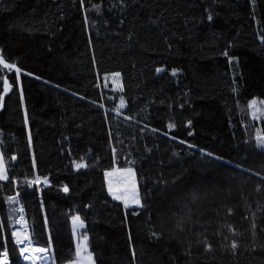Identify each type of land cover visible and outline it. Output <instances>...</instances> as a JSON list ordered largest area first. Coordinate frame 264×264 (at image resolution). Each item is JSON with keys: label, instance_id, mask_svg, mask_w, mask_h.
I'll use <instances>...</instances> for the list:
<instances>
[{"label": "trees", "instance_id": "trees-1", "mask_svg": "<svg viewBox=\"0 0 264 264\" xmlns=\"http://www.w3.org/2000/svg\"><path fill=\"white\" fill-rule=\"evenodd\" d=\"M0 59V257L23 214L50 264H264V0H0Z\"/></svg>", "mask_w": 264, "mask_h": 264}, {"label": "rangeland", "instance_id": "rangeland-1", "mask_svg": "<svg viewBox=\"0 0 264 264\" xmlns=\"http://www.w3.org/2000/svg\"><path fill=\"white\" fill-rule=\"evenodd\" d=\"M106 82L113 83V86L118 89L121 86V82L117 74L106 75ZM259 99H260L259 97H255L251 99L250 110L253 117H260L264 113L262 101ZM262 136L264 137V132L262 133ZM263 143H264V138H263ZM0 165H2L4 174L8 178L7 164L3 155L1 144H0ZM126 170H130V171H126ZM109 173H111V175H109ZM105 176H106L108 190L114 198H116V196H120L121 198L119 200H121L124 203V205L127 207H138L142 205V197L138 186V179L132 167L109 169L106 171ZM117 189H119V191H116ZM135 199H138L139 204H136L134 202ZM76 216L79 215H75L74 217ZM79 222L83 223L81 218ZM79 222H74V218H73V226L77 237L79 230L83 228V227H77ZM6 253L7 251H5L4 254ZM38 255L40 256L38 258H40L42 264H50V255L47 251L40 252L38 253ZM95 263L96 262L94 256L91 253V251L88 249L86 238L82 237L81 239H78V255L75 260L68 262L66 264H95Z\"/></svg>", "mask_w": 264, "mask_h": 264}, {"label": "built area", "instance_id": "built-area-1", "mask_svg": "<svg viewBox=\"0 0 264 264\" xmlns=\"http://www.w3.org/2000/svg\"><path fill=\"white\" fill-rule=\"evenodd\" d=\"M18 210L21 211L22 208L19 207ZM17 223H18V225L12 229L14 240L16 241V243L19 247V250L21 252L22 257L28 261V264H36L33 256L34 257H40L38 255V253H40V251H38V249H46V251H48V248L46 246L37 244L33 241L30 229L26 223V220H25L23 214H19L18 219H17ZM21 237L27 241L26 244L23 241V239H21ZM5 255H7L9 257L8 253H6ZM10 263L11 262L9 260L8 264H10ZM41 264H42V261H41Z\"/></svg>", "mask_w": 264, "mask_h": 264}, {"label": "snow or ice", "instance_id": "snow-or-ice-1", "mask_svg": "<svg viewBox=\"0 0 264 264\" xmlns=\"http://www.w3.org/2000/svg\"><path fill=\"white\" fill-rule=\"evenodd\" d=\"M0 64H3V67H4L5 69H11V68L14 67V65H12V64L4 63L2 59H0ZM16 71L19 72V69H16ZM158 71H161V70L158 69ZM174 74H175V73H173V75H174ZM117 75H118V74H117ZM121 106H123V103L121 104ZM169 127H170V128H171V127H174V125H169ZM84 166H85V165H83V164H77V165H76L77 168L84 167ZM126 171H130V170H126ZM109 175H111V173H109ZM6 178H7V177H6V175L4 174V171H3L2 165H0V179H6ZM46 182H47V181H45V183H46ZM64 191H65V192L68 191L67 186H65ZM116 191H119V189H117ZM120 198H121L120 196H116V199H120ZM134 202H135L136 204H139V203H138V199H135ZM79 221H80V217H79V216L74 217V222H79ZM77 227H83V223H82V222H79L78 225H77ZM38 251H40V252H44V251H46V249H38Z\"/></svg>", "mask_w": 264, "mask_h": 264}, {"label": "bare ground", "instance_id": "bare-ground-1", "mask_svg": "<svg viewBox=\"0 0 264 264\" xmlns=\"http://www.w3.org/2000/svg\"><path fill=\"white\" fill-rule=\"evenodd\" d=\"M21 239H23L25 244L27 243V241L24 238L21 237ZM33 258H34L36 264H41V260L38 257L33 256ZM9 260H10L9 257L4 254V256L0 257V264H8Z\"/></svg>", "mask_w": 264, "mask_h": 264}, {"label": "water", "instance_id": "water-1", "mask_svg": "<svg viewBox=\"0 0 264 264\" xmlns=\"http://www.w3.org/2000/svg\"><path fill=\"white\" fill-rule=\"evenodd\" d=\"M7 92H8V89H6V91H5V94H4V95H6V94H7Z\"/></svg>", "mask_w": 264, "mask_h": 264}]
</instances>
